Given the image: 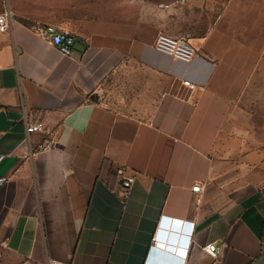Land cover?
Here are the masks:
<instances>
[{
  "label": "crops",
  "instance_id": "1",
  "mask_svg": "<svg viewBox=\"0 0 264 264\" xmlns=\"http://www.w3.org/2000/svg\"><path fill=\"white\" fill-rule=\"evenodd\" d=\"M99 5L41 0L0 32V264H213L210 244L219 264H264V116L248 95L264 19L241 0ZM45 26L74 36L71 56ZM160 34L190 36L194 60L157 51Z\"/></svg>",
  "mask_w": 264,
  "mask_h": 264
},
{
  "label": "built area",
  "instance_id": "2",
  "mask_svg": "<svg viewBox=\"0 0 264 264\" xmlns=\"http://www.w3.org/2000/svg\"><path fill=\"white\" fill-rule=\"evenodd\" d=\"M5 2V11L0 15V32L6 33L11 30L14 24V13L9 8L7 0H3ZM178 4H186L187 0H176ZM35 33L51 42L52 45L57 47L64 56H71L73 53V49L75 46V38L74 36L67 30L57 28L55 26H45V27H37L35 29ZM155 48L157 51L166 54L168 56L173 57L174 59L184 62L186 64H190L195 56L196 50L194 46L191 44L190 36L183 37H172L167 34H160L157 38ZM189 85V83H186ZM47 132V128L43 123H38L34 125L27 126L28 135L32 134H44ZM53 144L49 142L47 144H42L38 146V151H45L52 149ZM5 156L0 155V164L4 161ZM119 176L122 179L121 185V196L124 201H127L130 197L131 190L133 187L134 179L125 177V170H119ZM6 179L0 178V188L3 187L6 183ZM202 187L200 185L193 188L194 192H200ZM188 226V232L191 228ZM154 242L157 246L164 248L165 250L178 255V256H187V250L183 248L185 243H182L181 246H172L167 243H163L159 236H156ZM207 254L212 257L215 261L213 264H219L218 258L220 254V249L216 246V244H210L205 248ZM47 264H61L60 262L49 260Z\"/></svg>",
  "mask_w": 264,
  "mask_h": 264
},
{
  "label": "rangeland",
  "instance_id": "3",
  "mask_svg": "<svg viewBox=\"0 0 264 264\" xmlns=\"http://www.w3.org/2000/svg\"><path fill=\"white\" fill-rule=\"evenodd\" d=\"M9 1V0H8ZM8 3V6L17 14L22 15L25 12H32L34 10L38 9L37 4L41 0H11ZM45 1V0H43ZM81 4H89L90 2L96 6V8H99V4L103 2V0H79ZM154 2H159L161 4H166L171 2L172 0H151ZM227 1V0H224ZM243 4H246L249 6L252 10H254L255 14L254 16H257L261 20L264 19V0H241ZM253 16V17H254ZM250 104L252 105V109L256 111V113L260 114V116H264V56L261 61V64L258 68L257 74L251 81V84L249 86L248 91ZM253 103V104H252ZM4 254L0 250V257H2ZM12 261V260H11Z\"/></svg>",
  "mask_w": 264,
  "mask_h": 264
},
{
  "label": "water",
  "instance_id": "4",
  "mask_svg": "<svg viewBox=\"0 0 264 264\" xmlns=\"http://www.w3.org/2000/svg\"><path fill=\"white\" fill-rule=\"evenodd\" d=\"M180 228H181V223L178 221L165 220L163 223V229L169 231L168 236L173 241L178 239V233L180 231ZM164 234L166 235V232H164Z\"/></svg>",
  "mask_w": 264,
  "mask_h": 264
}]
</instances>
